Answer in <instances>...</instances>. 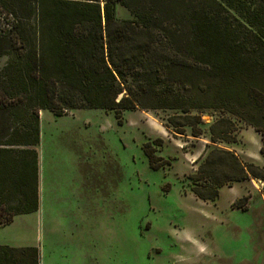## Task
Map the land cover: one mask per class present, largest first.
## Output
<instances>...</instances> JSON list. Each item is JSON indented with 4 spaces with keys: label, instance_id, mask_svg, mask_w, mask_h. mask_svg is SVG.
I'll return each instance as SVG.
<instances>
[{
    "label": "trees",
    "instance_id": "1",
    "mask_svg": "<svg viewBox=\"0 0 264 264\" xmlns=\"http://www.w3.org/2000/svg\"><path fill=\"white\" fill-rule=\"evenodd\" d=\"M76 110L169 112L166 128L195 138L219 111L211 142L235 143L238 121L264 154V0H0V228L39 209L40 113ZM154 145L143 150L158 170ZM250 179L264 169L217 147L188 176L207 202ZM0 264H40V252L0 245Z\"/></svg>",
    "mask_w": 264,
    "mask_h": 264
},
{
    "label": "rangeland",
    "instance_id": "2",
    "mask_svg": "<svg viewBox=\"0 0 264 264\" xmlns=\"http://www.w3.org/2000/svg\"><path fill=\"white\" fill-rule=\"evenodd\" d=\"M169 114L130 111L120 122L103 110L42 111L39 209L1 227L0 245L36 247L40 264H264V182L225 186L207 202L188 180L215 147L264 169L262 135L237 121L236 142L215 144L210 126L224 113H202L200 138L167 129ZM245 197L247 210L235 207Z\"/></svg>",
    "mask_w": 264,
    "mask_h": 264
},
{
    "label": "crops",
    "instance_id": "3",
    "mask_svg": "<svg viewBox=\"0 0 264 264\" xmlns=\"http://www.w3.org/2000/svg\"><path fill=\"white\" fill-rule=\"evenodd\" d=\"M37 150H38V148H37ZM252 181H254V180H252ZM28 215H29V214H28ZM20 216H22V215H20ZM17 217H19V216H17ZM17 217L14 219V221L17 219ZM13 223H14V222H13ZM13 223H12V224H13ZM10 225H11V224H10Z\"/></svg>",
    "mask_w": 264,
    "mask_h": 264
}]
</instances>
